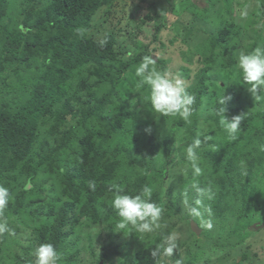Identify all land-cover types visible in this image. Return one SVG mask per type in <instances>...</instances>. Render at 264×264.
<instances>
[{"label": "trees", "instance_id": "obj_1", "mask_svg": "<svg viewBox=\"0 0 264 264\" xmlns=\"http://www.w3.org/2000/svg\"><path fill=\"white\" fill-rule=\"evenodd\" d=\"M119 1L128 0H0V184L11 193L2 215L15 231V236H0V264H34L33 249L42 243L55 245L60 264H83V252L93 255V264L109 258L113 251L98 254L91 245L80 247V243L82 236L90 244L95 238L104 241V229L107 238L113 239L119 219L107 199H112L109 188L113 182L128 194L137 193L145 184L151 186L152 200L164 209L162 227L175 217L190 222L181 202L201 200L206 219L213 215L212 227L203 229L200 237L190 229L194 245L201 238L203 244L194 250L187 243V249L198 257L203 254V264L211 263L213 255L244 246L242 257L246 258L249 252L245 249L256 243L258 232L251 227L264 222V152L259 150L264 144V102H256L250 94L251 102H242L238 96L227 103L229 120L243 116L236 140L229 139L215 114L219 107L215 71L233 65L234 48L226 44L241 31L231 19L232 9L220 17L217 33L209 38L212 54L200 62L203 67L188 85L196 97L191 123L178 116L165 117L171 118V129L167 136H159L158 143L168 152V160L158 166L159 148L154 143L161 120L150 110L141 119L131 109H140L146 86L136 76L127 90L120 91L131 67L145 55L152 56L151 43L143 50L133 42L125 45L117 33L124 29L116 26L101 39L97 35L102 24H95L97 16L103 11L105 18L111 15ZM165 1L174 20L205 26L196 18H205L208 11L202 10L205 15L201 16L191 0ZM165 17L159 21L149 10L140 19L143 26L154 23L153 43L160 42ZM125 32L136 40V34ZM157 63L166 69L163 60ZM203 99L208 110L202 117L198 107ZM149 128L150 133L146 132ZM174 134H180L175 141ZM198 134L212 136L200 152L198 183L203 192L191 188L190 170L178 183L179 190L163 189L159 181L165 170L169 168L168 176H174L186 167L184 156L178 163L171 157L173 150L184 153ZM141 136L146 140L135 146L139 152L135 155L132 147ZM173 142L183 145L175 149ZM90 181H95V191L88 188ZM172 193L178 201H171ZM129 236L133 242L121 248L129 251L130 264H158L161 257L154 258L151 252L163 237L150 242V236H144L145 240ZM175 256H180L178 250ZM191 262L196 264V259Z\"/></svg>", "mask_w": 264, "mask_h": 264}, {"label": "rangeland", "instance_id": "obj_2", "mask_svg": "<svg viewBox=\"0 0 264 264\" xmlns=\"http://www.w3.org/2000/svg\"><path fill=\"white\" fill-rule=\"evenodd\" d=\"M193 4H196L197 7H199V14L201 16L205 15V12L202 10H207V16L205 18H199L197 17L196 20L200 21L205 26L196 24L191 22L187 24H182L179 20L176 21L173 19V14H168V9L170 6L166 3L165 0H145L144 3L141 4V0H128V1H119L114 9H112L111 15L105 18L104 12L100 13L96 18L95 24L102 23L98 29L101 30L100 33H98V37L100 39L103 37L104 33L108 30H111L112 27L116 26L120 29H124L122 33L117 32L120 41H123L125 45H130L131 42L138 45L140 50H143L144 45L151 43L149 51H151L152 56L156 59V66L158 68H161L158 65V60L164 61V66L166 69L171 70L173 72L180 73L183 78L187 81L188 85L191 82V78L194 77L195 74H197L201 68L203 67V64L201 65L200 62H203L204 58L209 57L212 53L209 52L213 47L211 42L209 41V38L212 37L215 33V29L221 25V16L229 13L230 8L232 9V21L236 22L237 25L241 27V31L238 34L237 39L230 41L226 45L229 48H234L233 50V62L232 66H229L227 68H219L212 69L215 71V75L213 78V85L217 89H219V98L222 97L224 94L225 96L231 97V100L236 101L237 97L240 96V99L242 102L245 101H253L252 97H249L250 93L246 90V86L239 84L240 77L238 76L237 69H236V63L238 56L241 51L248 52L252 50L254 47L264 44V0H191ZM219 1H221L220 5H216ZM231 4V6H230ZM247 8L248 10V16L244 19L239 18L238 15H234V9L238 11L243 10ZM181 7L179 4H176V10H180ZM222 9V10H220ZM151 10V13H153L154 17L158 19L159 21H162V17L166 16L165 20L166 27L160 31V42L153 43V29L151 28L152 24L150 23L148 25L143 26V22L140 20L145 16V13L147 11ZM188 14V12H185ZM144 14V15H143ZM186 14H183L184 16ZM168 16V18H167ZM227 17V15H225ZM184 19L188 22H190L189 17H184ZM120 21V23H119ZM185 21V22H186ZM134 27V31H133ZM201 27H203L205 30L201 31ZM129 30V32H133L136 34V40L131 39V35H127L125 32ZM159 43H162L164 47L160 46ZM230 49V50H231ZM219 51V50H218ZM221 59L223 62L227 61L224 54H220ZM228 59V58H227ZM138 65V64H136ZM133 65L131 69L127 73V79L123 85L120 86V91L127 90L129 88V81L130 79H133L136 77L135 75V66ZM227 65V64H226ZM228 66V65H227ZM188 70L190 72H188ZM218 72H220L221 75H217ZM149 91L147 90L146 95L142 101L140 109L131 108L132 112L137 114L141 119H143L148 111L150 110V106L148 104V96ZM205 99H207L205 97ZM203 99L201 102V105L198 107L199 114L203 117L206 114V111L208 110L207 101ZM261 103L264 102V100L260 101ZM157 115V114H156ZM152 120L155 119V115L151 116ZM165 119L164 117H159L157 115L156 120H161V125L159 128H157V134L156 136L157 141H155V145L159 148V140L160 137L167 136L170 132L172 120ZM191 119V118H190ZM201 121V120H200ZM142 125V124H141ZM180 134H174V141L177 140V137H179ZM160 136V137H159ZM177 136V137H176ZM176 138V139H175ZM145 136L142 137L138 143H135L132 149L135 152V155H139L138 150L135 149V146L143 145L145 141ZM173 147L176 149L183 145V143H177L173 142ZM229 146L230 144L227 143ZM228 152H232V149L228 150ZM140 156H143L141 153ZM184 156L183 151L178 152L173 150L171 157L175 159V162H181L182 158ZM168 160V152L164 147L161 146L157 151L156 155V161L158 162V166H160L162 163H164ZM169 170V168H168ZM168 170L164 171L163 178H160L159 184L163 187V189H169L173 188V192H176L179 190L178 183L181 181L182 178H186V173L184 169L177 170L173 174L174 176H168ZM170 192V190L168 191ZM106 195V194H105ZM177 194H171L170 197L171 201H178L179 199L176 198ZM191 195V194H190ZM167 196V195H166ZM111 201L110 198L107 197ZM175 199V200H174ZM192 198L184 199L183 202H181V205L184 210V215H187V205L185 204V201L191 202ZM167 199H165V202ZM167 204V203H165ZM101 215L104 214V210L101 208ZM166 211V210H165ZM212 217L213 215L208 214L209 220L206 219V213L204 212V220L207 223H211L212 225ZM170 224L165 225L164 227H161L163 231H156L153 234H147L144 236H150L152 239L150 242L157 241L158 236L163 237L169 232H175L177 234L178 240V254L180 253V256L176 257L175 252L171 257H161L158 264H177V261L180 262V264H191V259H196V264H203V259L201 258L203 254H201L200 257L195 256L187 249V243L188 245L192 246L194 250H199V247L203 244V239H200V242L197 245H194L193 241L194 238L190 235V229L193 231V223L197 224V226L200 229V234L196 235L198 237L201 236L203 229H208L206 226H201L198 222H195L190 219V222L188 221H181L179 217L173 218L171 221H169ZM107 225V223H105ZM104 229V227H101ZM252 231L258 232V236L255 237V244H253V247L249 249H245L249 253H247V257H242V252L245 248L242 247V249L237 250H227L225 252H222L221 255H213L212 262L209 264H264V222H258L253 224L251 227ZM106 229L102 230V235L104 237V241L100 240L99 238H95L96 242H92L91 244L88 243L86 238L82 233V238L84 240L81 241L80 247H86L90 246L93 248V251L95 253H111L113 251V254H110L111 256L105 257L103 260L99 262V264H130L127 260L128 258V252L121 248V245L126 242H133V239L130 236H125L123 233L114 232L111 239L107 238ZM260 231V232H259ZM84 232V231H83ZM142 237H137L138 239H143ZM107 238V239H106ZM145 240V239H143ZM254 241V239H253ZM149 242V241H148ZM147 242V243H148ZM211 250V249H210ZM212 251V250H211ZM210 253V251H209ZM93 255H91L88 252H83L82 254V260L84 261L83 264H93ZM190 259L187 263V261ZM65 264H77V262L72 261Z\"/></svg>", "mask_w": 264, "mask_h": 264}, {"label": "clouds", "instance_id": "obj_3", "mask_svg": "<svg viewBox=\"0 0 264 264\" xmlns=\"http://www.w3.org/2000/svg\"><path fill=\"white\" fill-rule=\"evenodd\" d=\"M234 15L244 19L248 16L247 8L234 9ZM131 55V53H129ZM236 69L240 77L239 84L245 85L246 90L251 94L256 102L264 100V44L254 47L248 52L241 51ZM135 75L140 79V83L146 86L149 91L148 104L150 111L159 117H180L186 123H191L193 115V105L196 97L188 91V83L180 73L168 69L158 68L154 56L145 55L140 63L135 66ZM231 97L225 94L218 99L219 107L215 114L219 117V124L227 132L229 139L236 140L240 130L243 116H234L229 120L226 116V105ZM151 129H146L150 133ZM201 137L204 138L202 143ZM212 140V136L197 135L184 150V159L187 162L185 172L190 170L192 176L191 188L198 193H202L198 178L202 175V168L199 164L200 152L205 148L207 141ZM210 147V146H209ZM259 150L264 152V144ZM88 188L96 190L95 181L88 182ZM109 191L113 193L111 207L119 218L115 224L114 231L122 232L125 236L134 235L141 237L153 234L159 230L164 209L152 200L153 188L147 184L142 186L135 194H128L121 184L113 182ZM10 190L0 184V236H15V231L9 227L8 221L2 213L10 203ZM187 205V214L193 221H199L201 226L211 228V223L204 220V212L201 208V200L197 199ZM178 237L175 232H169L163 236L161 242L152 250L154 258L171 257L178 248ZM34 264H60L61 255L52 243H42L35 247L32 252ZM177 264H180L177 261Z\"/></svg>", "mask_w": 264, "mask_h": 264}, {"label": "water", "instance_id": "obj_4", "mask_svg": "<svg viewBox=\"0 0 264 264\" xmlns=\"http://www.w3.org/2000/svg\"><path fill=\"white\" fill-rule=\"evenodd\" d=\"M193 232L196 233L197 235L200 234V229L199 227L197 226V224L193 223Z\"/></svg>", "mask_w": 264, "mask_h": 264}]
</instances>
